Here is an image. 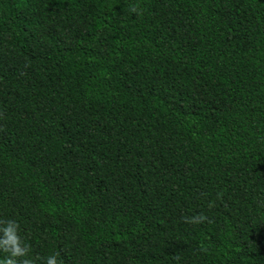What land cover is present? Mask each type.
Listing matches in <instances>:
<instances>
[{"label":"trees","instance_id":"16d2710c","mask_svg":"<svg viewBox=\"0 0 264 264\" xmlns=\"http://www.w3.org/2000/svg\"><path fill=\"white\" fill-rule=\"evenodd\" d=\"M8 220L33 264H264V0H0Z\"/></svg>","mask_w":264,"mask_h":264},{"label":"clouds","instance_id":"9594fccd","mask_svg":"<svg viewBox=\"0 0 264 264\" xmlns=\"http://www.w3.org/2000/svg\"><path fill=\"white\" fill-rule=\"evenodd\" d=\"M133 11H136L133 8ZM205 219L203 215L198 218H191L186 222H199ZM0 224L5 225L0 227V250L10 255L5 257L0 264H33L31 259L18 260L19 257L27 256L29 248L25 245L19 235V224L14 220L0 221ZM45 264H58L55 256L46 258Z\"/></svg>","mask_w":264,"mask_h":264}]
</instances>
